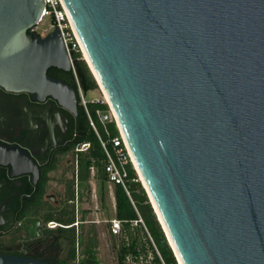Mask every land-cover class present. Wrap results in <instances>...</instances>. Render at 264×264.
<instances>
[{
	"label": "water",
	"instance_id": "obj_1",
	"mask_svg": "<svg viewBox=\"0 0 264 264\" xmlns=\"http://www.w3.org/2000/svg\"><path fill=\"white\" fill-rule=\"evenodd\" d=\"M63 2L181 263L264 264V0ZM44 8L0 0V85L78 114L48 74L72 70L60 31L30 32Z\"/></svg>",
	"mask_w": 264,
	"mask_h": 264
},
{
	"label": "flooded vegetation",
	"instance_id": "obj_2",
	"mask_svg": "<svg viewBox=\"0 0 264 264\" xmlns=\"http://www.w3.org/2000/svg\"><path fill=\"white\" fill-rule=\"evenodd\" d=\"M64 72L55 67L48 70L50 76L73 85ZM79 121V103L75 114L53 96L0 85V254L75 264L77 257L66 255L64 246L51 250L60 226L52 229L48 224L71 212V204H76V218L80 212ZM75 177L77 199L72 200ZM81 262L78 259L76 264Z\"/></svg>",
	"mask_w": 264,
	"mask_h": 264
},
{
	"label": "trees",
	"instance_id": "obj_3",
	"mask_svg": "<svg viewBox=\"0 0 264 264\" xmlns=\"http://www.w3.org/2000/svg\"><path fill=\"white\" fill-rule=\"evenodd\" d=\"M75 60V68L78 77L82 83L83 89L88 94L90 91L98 89V83L85 59H82L81 53H75L73 56ZM64 74L69 77L72 84L77 90L75 74L71 70ZM107 110L105 105L90 104V110L97 119V109ZM80 121L76 125L77 140L76 144L91 143L92 147L88 152L79 154L78 157V187L82 190L89 188V182L92 177V168L96 169V176L100 184L101 200H105V192L109 187L108 175L105 169V152L101 146V143L97 137L96 132L90 125V121L85 109L79 104ZM110 129L113 136L118 134L116 125L111 123ZM130 177L132 179L138 178V174L132 165L129 166ZM76 177L71 184V198L77 199L76 189ZM132 200L127 195L124 188L120 185L115 187L116 198V217L123 221L124 232L123 236L127 237V241H124L119 251V264H124V260L129 254L139 255L141 252L147 250L146 243L150 246L152 252L155 255V264H163L161 258L157 254V246L164 262L166 264H177L175 253L169 244L167 236L157 218L154 208L150 202L148 194L142 184V182H131ZM75 206V205H74ZM71 208L67 212L61 213L59 217L55 218V221L59 222L62 226L56 231L57 244L53 245L51 250H55L60 246H69L72 259L77 257V245L82 242L81 235L79 233V227H76V215L75 207ZM141 219L143 222H141ZM54 220V218L50 219ZM85 220V219H82ZM137 222V225L135 224ZM70 226V227H67ZM139 230L143 231L146 243H140ZM154 240H151V237ZM97 231L92 229L85 247L86 258H84L81 264H99L97 258Z\"/></svg>",
	"mask_w": 264,
	"mask_h": 264
},
{
	"label": "built area",
	"instance_id": "obj_4",
	"mask_svg": "<svg viewBox=\"0 0 264 264\" xmlns=\"http://www.w3.org/2000/svg\"><path fill=\"white\" fill-rule=\"evenodd\" d=\"M45 3V8L42 14V17L39 23L30 30L31 33L39 34L42 37H46L48 32H39V29L42 25L51 22V27L55 30L58 29L60 31L61 37L63 39L64 45L70 57V61L72 64V71L75 74V81L77 86V95H78V103L85 109L90 125L93 130L96 132L97 137L101 143V146L105 152V169L108 175V183L109 188L111 190L112 195L115 196V187L120 185L124 188L127 195L132 200V191H131V182H142L141 176L137 170L136 164L134 162L132 153L130 151L129 145L125 138V135L119 125L115 112L110 104V101L105 94L104 90L98 83V90L100 92V96L88 99L87 93L83 89L82 83L78 77L76 68H75V53H81L82 59H85L83 46L79 40V37L76 33L72 20L69 16L67 8L64 5L63 0H43ZM97 81V80H96ZM90 104L96 105H105L108 107L107 110L97 109L96 116L98 122L105 129V136L100 132L97 121L93 116L90 110ZM114 123L116 125L118 134L113 136L111 131L109 130V125ZM92 147L91 143H83L78 145L77 151L78 153L88 152ZM132 165L138 174V178L132 179L130 177L129 166ZM96 175V169L92 168V176ZM133 202V200H132ZM141 222L143 220L141 219ZM110 228L109 231L112 235H123L124 232V223L123 221L113 218L109 221ZM144 223V222H143ZM79 223L75 225L78 226ZM137 225V222L135 223ZM49 227L55 229L59 226H62L58 222L52 221L49 224ZM70 227V226H67ZM151 237V236H150ZM151 240L154 243V240L151 237ZM157 254L161 258L163 264H166L154 243ZM177 264H182L179 257L175 254ZM124 264H155V255L152 251H144L139 255L129 254L124 260Z\"/></svg>",
	"mask_w": 264,
	"mask_h": 264
},
{
	"label": "rangeland",
	"instance_id": "obj_5",
	"mask_svg": "<svg viewBox=\"0 0 264 264\" xmlns=\"http://www.w3.org/2000/svg\"><path fill=\"white\" fill-rule=\"evenodd\" d=\"M55 29L51 27V22H48L41 26L39 32H48L51 33ZM101 94L98 89L92 90L87 94L88 99H93L99 97ZM97 121L98 128L100 132L105 136L104 127ZM109 130L110 129L109 126ZM74 168L70 169V172L73 173ZM77 186V184H76ZM89 188L82 190L79 189V200L78 206L80 212L76 221L79 227V233L82 238L80 245H77V259L73 263H78V259L81 261L86 258L85 247L90 235V231L95 228L97 231V258L99 264H119V251L120 247L124 241H127V237L123 235H112L109 231L110 223L109 221L116 217L115 209V197L112 195L110 188L108 187L105 192V200H101L100 195V184L97 179V176H92L89 182ZM72 199V198H71ZM71 208L76 207V204H71ZM82 219H85V222H80ZM140 232V243H146L145 236L142 230ZM148 251H152L150 246L145 244ZM70 251V247L64 245V253L67 255Z\"/></svg>",
	"mask_w": 264,
	"mask_h": 264
},
{
	"label": "crops",
	"instance_id": "obj_6",
	"mask_svg": "<svg viewBox=\"0 0 264 264\" xmlns=\"http://www.w3.org/2000/svg\"><path fill=\"white\" fill-rule=\"evenodd\" d=\"M96 176V175H95ZM115 197V196H114ZM115 209H116V198H115ZM78 222V221H77ZM76 226V225H75ZM77 227V226H76Z\"/></svg>",
	"mask_w": 264,
	"mask_h": 264
},
{
	"label": "bare ground",
	"instance_id": "obj_7",
	"mask_svg": "<svg viewBox=\"0 0 264 264\" xmlns=\"http://www.w3.org/2000/svg\"><path fill=\"white\" fill-rule=\"evenodd\" d=\"M80 40V39H79ZM81 42V41H80ZM84 54H85V57H87V55H86V53H85V51H84Z\"/></svg>",
	"mask_w": 264,
	"mask_h": 264
}]
</instances>
